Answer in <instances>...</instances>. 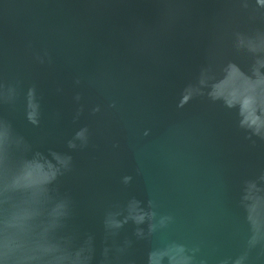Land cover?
Masks as SVG:
<instances>
[{
  "label": "water",
  "instance_id": "95a60500",
  "mask_svg": "<svg viewBox=\"0 0 264 264\" xmlns=\"http://www.w3.org/2000/svg\"><path fill=\"white\" fill-rule=\"evenodd\" d=\"M223 8L224 0H0V82L18 81L20 90L14 104H0V120L47 157L31 161L26 178L46 175L55 163L50 150L72 156L58 188L74 202L70 229L93 234L98 250L105 212L123 214L132 197L145 206L151 200L157 218L173 217L147 240L135 241L134 225H124L119 238L135 241L128 257L135 264L171 241L198 245L197 260L207 264L243 250L241 188L264 169V141L246 139L235 110L206 96L177 107L209 52L217 70L234 60L247 71L248 58L233 51L230 35L246 25L226 18ZM45 51L40 63L36 56ZM30 85L40 100L38 126L25 118ZM214 87L235 93L239 85L232 73H218ZM77 92L84 111L73 119ZM111 100L116 108H108ZM97 104L102 110L92 114ZM82 126L89 145L69 149ZM125 175L133 177L128 185L121 183ZM248 264H264V255L251 252Z\"/></svg>",
  "mask_w": 264,
  "mask_h": 264
},
{
  "label": "clouds",
  "instance_id": "9594fccd",
  "mask_svg": "<svg viewBox=\"0 0 264 264\" xmlns=\"http://www.w3.org/2000/svg\"><path fill=\"white\" fill-rule=\"evenodd\" d=\"M223 12L229 20L239 18L246 25L244 29L233 28L230 35L233 51L248 58L247 71L234 60H227L217 70L214 53L209 52L195 81L181 90L177 107L206 96L212 102H220L225 108L235 110L237 127L243 130L246 139L255 137L264 141V0H224ZM47 56L45 51L36 59L44 63ZM218 73L235 75L238 91L223 93L216 90ZM75 83H80L79 78ZM19 94L18 81L0 82V104H14ZM73 99L78 103L73 119H78L84 111V105L79 104L81 94L77 92ZM116 106L115 100L108 104V108ZM24 109L26 120L38 126L41 106L35 85H30L24 93ZM101 110L97 104L90 112L96 114ZM253 112L257 116L255 119L250 116ZM148 134L149 130L145 129L143 135ZM89 138L88 127L82 126L67 141V147L72 150L86 148ZM50 155L55 163L50 170L45 169L46 175L42 179L26 178L31 161L42 158L43 163L47 157L17 134L8 120H0V264H135L128 258L135 241L151 238L153 233L166 228L173 220L171 215L157 218L151 200L145 206L132 197L123 214L119 208L105 212L98 250L93 234L81 237L70 229L74 202L58 188L60 177L73 168L72 156L51 150ZM132 179V176L125 175L121 183L128 185ZM253 192L257 193L255 198L250 195ZM260 193H264V169L254 179H246L242 184L240 204L248 224L244 248L237 256L221 259L218 264H248L253 251L264 255V195ZM129 222L134 225L132 236L135 241L131 237L119 238L120 230ZM199 251L198 245L188 247L171 241L162 247L150 248L145 264H165V260L166 264H207L204 258L197 260Z\"/></svg>",
  "mask_w": 264,
  "mask_h": 264
}]
</instances>
